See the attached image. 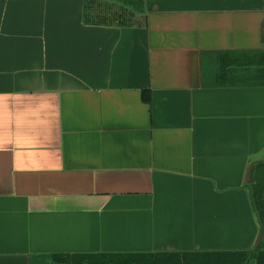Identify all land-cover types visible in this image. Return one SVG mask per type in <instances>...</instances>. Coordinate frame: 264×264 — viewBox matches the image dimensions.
Wrapping results in <instances>:
<instances>
[{
	"label": "crops",
	"instance_id": "0c3cea01",
	"mask_svg": "<svg viewBox=\"0 0 264 264\" xmlns=\"http://www.w3.org/2000/svg\"><path fill=\"white\" fill-rule=\"evenodd\" d=\"M86 4L0 0V264L253 249L264 0H144L127 26Z\"/></svg>",
	"mask_w": 264,
	"mask_h": 264
},
{
	"label": "trees",
	"instance_id": "16d2710c",
	"mask_svg": "<svg viewBox=\"0 0 264 264\" xmlns=\"http://www.w3.org/2000/svg\"><path fill=\"white\" fill-rule=\"evenodd\" d=\"M144 11V0H87L86 19L88 23H108L127 26L135 23L137 13ZM248 64L256 69L246 79L264 85V52L248 56ZM242 63V62H241ZM233 64L224 66L220 77L223 80L244 81L238 74L231 75ZM144 99L151 101L148 90ZM250 195L260 225L264 228V162L256 166ZM55 264H264V238L256 250L167 252V253H87L54 256Z\"/></svg>",
	"mask_w": 264,
	"mask_h": 264
},
{
	"label": "water",
	"instance_id": "95a60500",
	"mask_svg": "<svg viewBox=\"0 0 264 264\" xmlns=\"http://www.w3.org/2000/svg\"><path fill=\"white\" fill-rule=\"evenodd\" d=\"M254 171H255V167L253 166L250 170H249V181L253 182V175H254ZM264 238V228L262 227L261 228V231H260V234L256 240V243L254 245V248L253 250H256L259 246V244L261 243V241L263 240Z\"/></svg>",
	"mask_w": 264,
	"mask_h": 264
},
{
	"label": "rangeland",
	"instance_id": "374dc122",
	"mask_svg": "<svg viewBox=\"0 0 264 264\" xmlns=\"http://www.w3.org/2000/svg\"><path fill=\"white\" fill-rule=\"evenodd\" d=\"M53 264H55V262Z\"/></svg>",
	"mask_w": 264,
	"mask_h": 264
}]
</instances>
